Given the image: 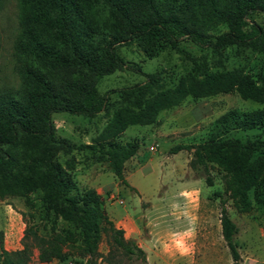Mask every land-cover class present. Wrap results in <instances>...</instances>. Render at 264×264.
Here are the masks:
<instances>
[{
	"label": "trees",
	"instance_id": "obj_1",
	"mask_svg": "<svg viewBox=\"0 0 264 264\" xmlns=\"http://www.w3.org/2000/svg\"><path fill=\"white\" fill-rule=\"evenodd\" d=\"M17 8L20 30L15 50L21 85L0 91V181L10 182L6 189L11 192L41 188L46 195L39 222L23 230L21 247L6 250L0 245V264H32L34 249L40 262L64 259L70 248L84 258L77 264H128L120 256L148 264L135 239L126 238L108 217L96 190L77 189L64 172L60 155L95 147L56 137L52 114L90 118L109 105L106 94L97 90L99 78L125 66L134 69L118 54L120 45L135 42L148 56L176 48L184 40L216 52L226 48L244 52L259 35L249 17L264 12V0H17ZM221 25L226 30L212 35ZM259 78L264 83V69ZM155 82L147 74L142 83L119 91L118 99L136 107L140 116L130 121L116 111L112 117L115 129L154 121L153 106L144 99ZM158 98L162 101L159 107L171 106L163 102L162 94ZM240 116L236 115V123L241 127L264 125V111L247 115L249 120ZM221 119L215 126L220 132L233 122ZM216 135L198 143L176 144L169 151L191 152L189 166L206 185H213L210 163L226 171L224 190L213 191L210 198L219 202L222 240L232 262H237L238 227L225 203L230 200L238 212L247 209L246 190L253 171L250 158L264 150V139L241 142ZM138 148L135 139L100 144L97 150L107 169L128 186L124 163ZM51 212L61 213L74 228L58 231L47 226ZM102 234L108 238L106 253L97 250Z\"/></svg>",
	"mask_w": 264,
	"mask_h": 264
},
{
	"label": "rangeland",
	"instance_id": "obj_2",
	"mask_svg": "<svg viewBox=\"0 0 264 264\" xmlns=\"http://www.w3.org/2000/svg\"><path fill=\"white\" fill-rule=\"evenodd\" d=\"M249 24L256 25L260 32L257 39L240 53L233 48L216 52L211 47L196 46L185 40L176 48L161 49L153 56L145 54L135 42L120 45L118 54L134 69L125 66L99 78L97 90L106 94L109 105L90 118L67 112L52 114L56 137L95 147L94 150H75L59 156L64 172L76 188L93 187L102 197L107 215L117 217L125 210L128 215L129 211L130 218L141 227H146L149 221H160L167 206L179 216L162 227L169 229L173 238L170 242L175 246L185 247L181 236L187 234L182 231V224L195 227L193 264H264V150L255 152L250 158L253 171L246 190L247 209L238 212L230 200L225 203L229 217L238 227L235 236L237 262H232L222 240L219 202L210 198L213 191L224 190L226 171L216 163H210L213 185H206L189 166L191 152L169 151L176 144L202 142L215 134L219 139L231 137L241 142L264 139V125L244 128L236 123V115L249 120L247 115L264 111V83L259 78L264 69V12H253ZM19 30L17 0H0V91L18 89L21 85L15 50ZM225 30L226 27L221 25L212 35ZM147 74L156 79L144 99L153 106L154 121L115 129L112 117L116 111L120 112V118L130 121L140 116L136 107L118 99L119 91L142 83ZM161 94L163 102L171 104L170 107H159ZM221 118L227 122L233 120L222 132L215 127ZM135 139L139 148L124 163L123 174L136 185L139 193L118 181L97 150L100 144H122ZM141 165L144 166L140 168ZM9 185L10 182L0 181V245L6 250H15L21 247L24 228L39 222L46 193L41 188L11 192L6 189ZM47 226L58 231L74 228L61 213L52 212L47 218ZM150 228H143L142 233L146 235ZM73 250L68 249L64 259L40 262L34 249L31 263L77 264L84 260ZM97 250L106 253L107 236L101 235ZM119 259L123 263H137L125 256Z\"/></svg>",
	"mask_w": 264,
	"mask_h": 264
},
{
	"label": "crops",
	"instance_id": "obj_3",
	"mask_svg": "<svg viewBox=\"0 0 264 264\" xmlns=\"http://www.w3.org/2000/svg\"><path fill=\"white\" fill-rule=\"evenodd\" d=\"M136 163L137 162H135V165ZM135 165L133 168H135ZM143 166L141 165L140 168ZM125 180L128 183V187L134 188L139 193V189L132 181L130 182L129 178L128 180L125 178ZM126 213L127 211L125 210V213L117 217L108 215L116 224V227L125 230L124 236L126 238L135 239L137 244L143 249L148 264H193L194 225L186 227V224H182V231L186 232L185 234L187 235L181 236L185 247L180 249V247L178 248L174 243L170 242L173 238L168 231L169 229H167V227L162 228L177 216V214L173 213L167 208V206L161 214L160 221H158L159 219H156L157 221H154L153 223L150 221L146 222V227H151L146 235L142 233V229L146 227H141L140 223L131 219L129 211L128 215ZM140 219H143L141 215Z\"/></svg>",
	"mask_w": 264,
	"mask_h": 264
},
{
	"label": "built area",
	"instance_id": "obj_4",
	"mask_svg": "<svg viewBox=\"0 0 264 264\" xmlns=\"http://www.w3.org/2000/svg\"><path fill=\"white\" fill-rule=\"evenodd\" d=\"M152 148V147H151ZM120 203H121V201H120Z\"/></svg>",
	"mask_w": 264,
	"mask_h": 264
}]
</instances>
